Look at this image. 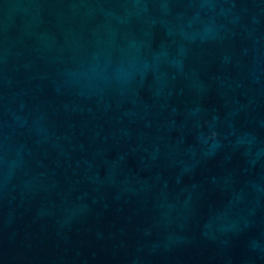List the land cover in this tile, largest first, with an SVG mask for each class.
Returning <instances> with one entry per match:
<instances>
[{
    "label": "water",
    "instance_id": "obj_1",
    "mask_svg": "<svg viewBox=\"0 0 264 264\" xmlns=\"http://www.w3.org/2000/svg\"><path fill=\"white\" fill-rule=\"evenodd\" d=\"M0 264H264V0H0Z\"/></svg>",
    "mask_w": 264,
    "mask_h": 264
}]
</instances>
